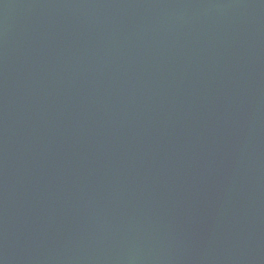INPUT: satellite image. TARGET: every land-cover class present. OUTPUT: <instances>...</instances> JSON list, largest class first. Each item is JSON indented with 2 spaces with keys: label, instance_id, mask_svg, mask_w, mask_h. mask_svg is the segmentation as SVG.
<instances>
[{
  "label": "water",
  "instance_id": "water-1",
  "mask_svg": "<svg viewBox=\"0 0 264 264\" xmlns=\"http://www.w3.org/2000/svg\"><path fill=\"white\" fill-rule=\"evenodd\" d=\"M0 264H264V0H0Z\"/></svg>",
  "mask_w": 264,
  "mask_h": 264
}]
</instances>
